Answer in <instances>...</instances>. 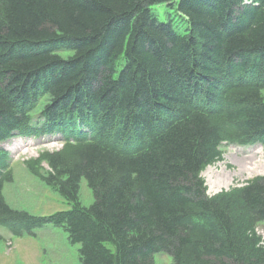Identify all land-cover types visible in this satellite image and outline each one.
I'll return each mask as SVG.
<instances>
[{"label": "trees", "instance_id": "trees-1", "mask_svg": "<svg viewBox=\"0 0 264 264\" xmlns=\"http://www.w3.org/2000/svg\"><path fill=\"white\" fill-rule=\"evenodd\" d=\"M263 88L264 0H0V142L36 115L73 138L42 155L71 206L40 218L5 202L0 151V225L60 227L81 264H264V176L199 175L223 141L264 146Z\"/></svg>", "mask_w": 264, "mask_h": 264}, {"label": "rangeland", "instance_id": "rangeland-1", "mask_svg": "<svg viewBox=\"0 0 264 264\" xmlns=\"http://www.w3.org/2000/svg\"><path fill=\"white\" fill-rule=\"evenodd\" d=\"M151 8L161 19L172 10L165 4ZM62 56L65 58L67 55ZM261 94L264 98V88ZM41 122L40 119L35 120V129H30L28 133L15 132L0 142V151H7L9 156L5 159V172L11 174L10 181L5 182L4 179V200L12 210L34 217L49 216L71 206L46 182L50 168L41 153L62 149L63 141L60 134L38 131ZM220 149L222 159L207 165L200 173L205 180L206 195L242 187L264 175V147L259 143L237 145L227 140L222 142ZM80 201L84 206L92 201L85 179L80 183ZM33 232L35 234L15 235L6 226L0 225V264H81L78 245L69 243L62 228L45 224L35 227ZM256 233L264 243V222L257 225ZM154 261L155 264H171L170 257L164 253L157 254Z\"/></svg>", "mask_w": 264, "mask_h": 264}]
</instances>
